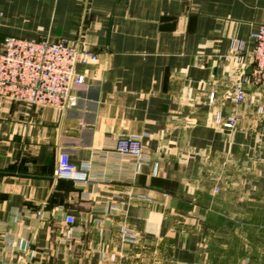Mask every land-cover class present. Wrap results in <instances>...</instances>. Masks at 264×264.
I'll list each match as a JSON object with an SVG mask.
<instances>
[{
    "label": "crops",
    "instance_id": "crops-1",
    "mask_svg": "<svg viewBox=\"0 0 264 264\" xmlns=\"http://www.w3.org/2000/svg\"><path fill=\"white\" fill-rule=\"evenodd\" d=\"M260 24L264 0H0V45L66 39L98 54L76 67L73 108L0 99V264H264V83L230 50ZM121 136L141 139L139 163L117 159ZM61 153L106 180L57 178Z\"/></svg>",
    "mask_w": 264,
    "mask_h": 264
},
{
    "label": "built area",
    "instance_id": "built-area-1",
    "mask_svg": "<svg viewBox=\"0 0 264 264\" xmlns=\"http://www.w3.org/2000/svg\"><path fill=\"white\" fill-rule=\"evenodd\" d=\"M250 42L252 47L248 46ZM231 52L238 59L244 54L250 53L253 61V70L250 79L257 83H264V24L246 39H234L231 41ZM98 60V54L93 52L81 41L69 42L66 39L50 41L45 38L38 40L7 36L0 45V99L8 101H19L25 104L52 107L66 110L78 104L75 95V87L84 83L85 76L77 72L79 64H89ZM249 78L244 76L237 83L231 100L240 104L245 99L244 83ZM225 128H233L234 123L226 121ZM115 153L119 160L126 157L134 159L139 163L145 156V150L139 137L121 136L116 140ZM56 177L66 178L77 185L99 184L101 179L91 174L90 163L80 166L73 164L67 153H61L56 167ZM84 198H90V193L83 192ZM119 209V206L112 207ZM15 212V214H14ZM15 221L23 218L24 212L13 211ZM37 218H42L43 213L38 211ZM65 222L74 224L72 215L65 217ZM5 243L8 247H15L14 237H7ZM121 239L126 243H136L138 240L136 232L128 227H122ZM24 252L29 251V246L22 247ZM117 259L112 254L110 261ZM8 264H12L9 260Z\"/></svg>",
    "mask_w": 264,
    "mask_h": 264
},
{
    "label": "rangeland",
    "instance_id": "rangeland-1",
    "mask_svg": "<svg viewBox=\"0 0 264 264\" xmlns=\"http://www.w3.org/2000/svg\"><path fill=\"white\" fill-rule=\"evenodd\" d=\"M247 41H249V38L248 39H246ZM252 44L250 43V42H248V46L249 47H252L251 46ZM230 50H231V48H230ZM232 53V52H231ZM249 55H250V53H248ZM232 55H233V53H232ZM234 56V55H233ZM236 57V56H235ZM252 70H253V68H252ZM240 82V81H239ZM238 82V83H239ZM246 83V82H245ZM237 85V84H236ZM236 85H235V87H236ZM234 87V88H235ZM243 87H244V85H243ZM212 97H213V95H211ZM235 104V103H234ZM235 105H238V104H235ZM226 121H231V122H233L234 123V126H235V124L237 123V121H238V116L237 115H230V116H228V118L226 119ZM226 121H224V122H226ZM219 122H221V119H220V117H218V123ZM223 122V123H224ZM215 191H217V189H215ZM14 211H18V210H14ZM14 214H15V212H14ZM8 237V236H7ZM7 237H5V239H4V242L7 240V239H9V238H7ZM6 244V243H5ZM6 246H7V244H6ZM204 264V263H203Z\"/></svg>",
    "mask_w": 264,
    "mask_h": 264
}]
</instances>
